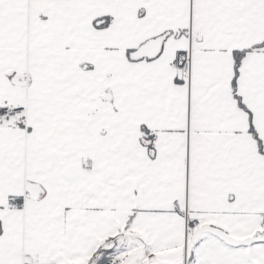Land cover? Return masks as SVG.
Here are the masks:
<instances>
[{
	"label": "snow or ice",
	"instance_id": "1",
	"mask_svg": "<svg viewBox=\"0 0 264 264\" xmlns=\"http://www.w3.org/2000/svg\"><path fill=\"white\" fill-rule=\"evenodd\" d=\"M0 264H264V0H0Z\"/></svg>",
	"mask_w": 264,
	"mask_h": 264
}]
</instances>
